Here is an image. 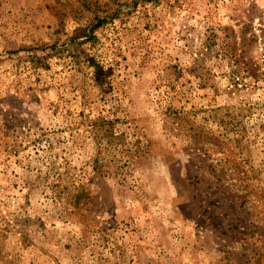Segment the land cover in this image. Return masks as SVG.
Returning a JSON list of instances; mask_svg holds the SVG:
<instances>
[{"label":"rangeland","instance_id":"rangeland-1","mask_svg":"<svg viewBox=\"0 0 264 264\" xmlns=\"http://www.w3.org/2000/svg\"><path fill=\"white\" fill-rule=\"evenodd\" d=\"M0 264H264V0H0Z\"/></svg>","mask_w":264,"mask_h":264}]
</instances>
